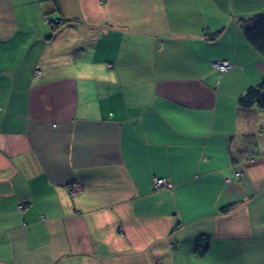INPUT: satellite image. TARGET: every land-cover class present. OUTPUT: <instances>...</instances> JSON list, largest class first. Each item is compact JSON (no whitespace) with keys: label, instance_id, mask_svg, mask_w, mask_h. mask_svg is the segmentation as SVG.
Listing matches in <instances>:
<instances>
[{"label":"crops","instance_id":"0c3cea01","mask_svg":"<svg viewBox=\"0 0 264 264\" xmlns=\"http://www.w3.org/2000/svg\"><path fill=\"white\" fill-rule=\"evenodd\" d=\"M260 14L0 0V264H264Z\"/></svg>","mask_w":264,"mask_h":264},{"label":"trees","instance_id":"16d2710c","mask_svg":"<svg viewBox=\"0 0 264 264\" xmlns=\"http://www.w3.org/2000/svg\"><path fill=\"white\" fill-rule=\"evenodd\" d=\"M58 26L54 27L58 28ZM245 35L249 43L259 53L264 55V14L256 15L244 26ZM238 103L242 108H258L264 111V78L255 86L250 87L244 94H242Z\"/></svg>","mask_w":264,"mask_h":264},{"label":"built area","instance_id":"2783aa9c","mask_svg":"<svg viewBox=\"0 0 264 264\" xmlns=\"http://www.w3.org/2000/svg\"><path fill=\"white\" fill-rule=\"evenodd\" d=\"M212 67L216 70H218L220 73H225L229 71V69L232 67V64L228 61H218L212 63ZM156 188H170V183L165 179H157L155 181ZM70 194L75 197L81 192V187L79 185H73L69 188ZM19 208L23 209L24 205H19Z\"/></svg>","mask_w":264,"mask_h":264},{"label":"rangeland","instance_id":"374dc122","mask_svg":"<svg viewBox=\"0 0 264 264\" xmlns=\"http://www.w3.org/2000/svg\"><path fill=\"white\" fill-rule=\"evenodd\" d=\"M232 68H233V65H232V67L229 70H231Z\"/></svg>","mask_w":264,"mask_h":264}]
</instances>
